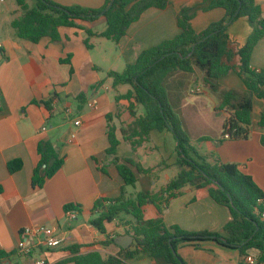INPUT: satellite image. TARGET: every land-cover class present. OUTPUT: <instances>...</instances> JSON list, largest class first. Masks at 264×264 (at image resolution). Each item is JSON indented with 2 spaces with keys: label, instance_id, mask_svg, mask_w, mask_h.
I'll use <instances>...</instances> for the list:
<instances>
[{
  "label": "crops",
  "instance_id": "obj_1",
  "mask_svg": "<svg viewBox=\"0 0 264 264\" xmlns=\"http://www.w3.org/2000/svg\"><path fill=\"white\" fill-rule=\"evenodd\" d=\"M52 1L63 6L88 8H101L106 2ZM202 1L170 0L171 4L166 9L150 8L130 25L126 36L118 43L94 36L89 40L91 49L84 43L87 38L85 31L68 27L60 29L61 40L57 42L49 37L38 43L20 39L11 22L21 16V10H0V252L8 255L3 264H35L39 257L46 258L51 264H74L68 262L74 256L70 250L73 246H79L78 254L82 255L94 251L103 256L118 252L115 245H103V242L125 234L121 232L124 222L116 219L106 223V234H101L90 224L99 216V212H92L95 201L101 196L117 197L124 186L112 157L106 154L109 147L108 124L117 128L121 141L117 155L122 160L132 158L144 168L153 169L152 177L135 172L138 177L135 188L140 186L139 191L157 192L178 175L180 168L174 177L161 180L162 171L177 165L176 160L169 164L157 161L156 154L161 147L151 143L154 131L149 140L135 150L124 141L120 129L128 128L133 117L127 110V102H116L115 98L130 87L124 85L114 89L108 72H119L121 64L123 69L127 64H134L145 49L179 34L177 13L180 8L195 6ZM255 1L260 5L264 18V0ZM224 15L222 8L198 11L192 24L200 32ZM100 20L85 26L100 33L105 27L94 29ZM227 32L229 48L234 54L230 62L233 70L220 76L218 83L222 91L243 93L245 85L236 72L240 60L235 57L249 37L251 28L247 19L242 17L231 23ZM95 39L108 42L104 45L98 43L99 54H95L98 48L92 43ZM69 58L70 64L66 62ZM251 65L255 69L264 66V39L256 45ZM183 82L177 79L176 85ZM196 88L195 92L202 91L198 86ZM90 102H94L93 107H89ZM218 105L215 104L208 122L211 127H205L197 139L221 135L228 113L217 109ZM261 111L264 112V98H254L249 139H228L218 146L203 142L199 147L206 148L202 154L211 153L222 162L237 163L241 171L250 175L264 192L263 130L258 125ZM109 115L113 116L111 122L107 119ZM78 119L80 125L75 123ZM41 141H50L64 162L40 188L32 185V177L40 161L38 145ZM122 144L128 147L123 156L119 155ZM15 160H20L22 167L10 173L7 165ZM127 188L126 195L130 196ZM68 204L78 208H74L77 211L74 220L67 218L65 206ZM149 210L154 213L151 218L158 216L153 206L148 207L147 213ZM161 216L167 227L176 225L186 231H209L223 237H226L224 227L231 219L228 208L215 202L205 190L189 187L169 202ZM123 219L128 221L130 217ZM38 225L53 229L65 241L61 246L50 249L36 245L30 255H24L17 247L21 232L26 226ZM28 244L35 245L34 240L29 239ZM178 254L186 264H246L239 250L214 242L203 243L200 247L179 245ZM131 264L156 262L148 256H139Z\"/></svg>",
  "mask_w": 264,
  "mask_h": 264
},
{
  "label": "trees",
  "instance_id": "obj_2",
  "mask_svg": "<svg viewBox=\"0 0 264 264\" xmlns=\"http://www.w3.org/2000/svg\"><path fill=\"white\" fill-rule=\"evenodd\" d=\"M35 1V6L30 7L26 0H16L22 14L11 22V26L18 38L38 43L42 38L49 37L57 42L61 40V28H75L86 32L84 43L88 49L92 48L89 42L91 37L118 43L126 36L130 25L138 21L146 10H163L171 4L170 0H106L101 8H88L81 5L63 6L52 0ZM215 8L224 9V17L197 32L192 20L198 11ZM100 17L106 22L104 31L96 33L85 26ZM242 17L247 19L251 28L249 37L237 52L240 64L236 72L245 90L243 93L222 91L219 77L233 70L230 62L234 54L229 48L228 27ZM177 26L180 33L175 37L145 49L134 64H127L122 72L109 71L108 77L112 78L114 89L124 85L130 87L126 93L118 94L115 98L116 102H127V110L133 117L128 128L120 129L124 141L135 150L149 140L152 131L171 132L177 142L176 165L180 172L157 192L139 191L135 196H127L125 187H136L138 182L135 172L152 177L153 169L144 168L132 158L122 160L117 155L121 143L117 128L108 124L109 147L106 154L112 157L124 186L117 197L101 196L95 201L92 212H99V216L90 224L101 234H106V223L119 219L124 222V233L132 235L134 242L124 249L115 244V238H107L103 245L113 244L118 252L106 256L97 251L78 254L79 246H73L70 250L74 256L68 262L131 264L139 256H148L156 264H186L178 254L179 245L200 247L203 243L214 242L239 250L244 262L247 256H252L256 264H264V204L259 202L264 200V192L250 175L241 171L237 163L222 162L211 153L202 154L192 144L166 88L169 76L177 72L194 73L196 69L200 70L208 88L220 93L217 109L225 110L228 116L219 137L202 136L196 143L211 142L218 146L228 139H249L253 100L264 98V66L255 69L251 65L252 53L264 39L262 9L255 0H203L195 6L181 7L177 13ZM66 62L70 64V58ZM139 106L145 109L144 115H138ZM107 119L111 122L113 116L109 115ZM258 125L263 130L261 142L264 145L263 111L260 112ZM38 154L40 161L34 170L32 185L41 188L62 167L64 159L50 141L39 143ZM7 167L13 173L20 170L22 162L11 161ZM185 187L203 189L215 202L228 208L231 219L224 227L226 237L209 231L190 232L176 225H165L161 216L163 209ZM149 206L156 209L157 217H146ZM74 208L72 204L65 206L66 211ZM123 215L130 219L125 221ZM7 257L6 253L0 252V264Z\"/></svg>",
  "mask_w": 264,
  "mask_h": 264
},
{
  "label": "rangeland",
  "instance_id": "obj_3",
  "mask_svg": "<svg viewBox=\"0 0 264 264\" xmlns=\"http://www.w3.org/2000/svg\"><path fill=\"white\" fill-rule=\"evenodd\" d=\"M26 2L30 7H34L36 4L35 0H26ZM17 8L19 7L16 3V0H5L4 3H0V10H15ZM100 19L101 20L94 25V29L106 27L105 19L103 17H100ZM99 42H102L103 45L108 44L105 39H95L94 42L92 41L96 48L99 47ZM99 48L96 49L95 54H99ZM235 59L239 61L238 56L235 57ZM123 70L124 69L121 64L118 71L122 72ZM201 77L202 73L198 69H196L195 74L178 72L167 78L166 88L172 106L179 114L181 120H183L182 123L184 130L187 132L190 139H192L193 144L199 148L201 153H203L206 148H200L199 144L196 143V139L198 135L205 129V127H211L210 125L208 126V122L210 121L211 115L213 114V108L215 104L220 103V93H213L209 88L205 89L204 85H202L203 81ZM177 79L184 82L176 85ZM196 86L202 89V91L195 92V89H197ZM138 113L140 115H144L145 109L142 106H139ZM151 143L152 145L156 144L161 147L159 152L156 154L157 161L160 162L163 160L165 161L164 163L169 164L177 160L178 155L177 146L175 145L176 141L171 132H152ZM127 151V144H122L119 148V155L123 156ZM178 171V166L172 169H165L162 171V173H160L161 180L166 179V177H174ZM139 189L140 186L137 188L128 186L127 191L132 196H135ZM153 215V211L149 210L147 217H154ZM123 231L124 229L121 230V232Z\"/></svg>",
  "mask_w": 264,
  "mask_h": 264
},
{
  "label": "built area",
  "instance_id": "obj_4",
  "mask_svg": "<svg viewBox=\"0 0 264 264\" xmlns=\"http://www.w3.org/2000/svg\"><path fill=\"white\" fill-rule=\"evenodd\" d=\"M5 0H0V3H4ZM89 107L94 106V102H90ZM76 125H80V120L78 119ZM259 202L264 204V200H260ZM67 218L69 220H74L77 217V211L75 209H71L67 211ZM29 239L34 240L35 245L28 244ZM65 239L56 234L55 231L47 226L38 225V226H26L21 232V240L18 243V249L24 255H30L33 248L36 245H43L46 248H57L64 243ZM246 264H256L255 258L252 256H247L245 260ZM35 264H51L46 258L39 257Z\"/></svg>",
  "mask_w": 264,
  "mask_h": 264
},
{
  "label": "water",
  "instance_id": "obj_5",
  "mask_svg": "<svg viewBox=\"0 0 264 264\" xmlns=\"http://www.w3.org/2000/svg\"><path fill=\"white\" fill-rule=\"evenodd\" d=\"M114 242L116 245L126 249V248L130 247L131 244L134 242V237L132 235H129V234H122V235L117 236L114 239Z\"/></svg>",
  "mask_w": 264,
  "mask_h": 264
}]
</instances>
